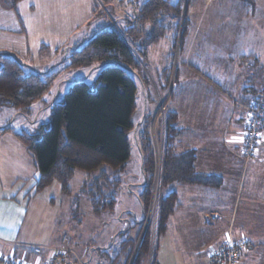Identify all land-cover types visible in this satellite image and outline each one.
Listing matches in <instances>:
<instances>
[{
    "label": "crops",
    "instance_id": "obj_1",
    "mask_svg": "<svg viewBox=\"0 0 264 264\" xmlns=\"http://www.w3.org/2000/svg\"><path fill=\"white\" fill-rule=\"evenodd\" d=\"M208 1L203 0L196 13L205 23L193 28L194 37L185 44L183 68L176 71L179 93L174 101L172 95L169 110L176 115L179 149L194 150L195 170L219 176L221 183L217 188L170 185L179 196V208L171 217L177 213L180 226H185L177 240L181 248L196 242L195 237L218 238V244L229 237L247 240L239 264L248 259L264 263V253L255 255L258 249L264 252V123L253 156L244 160L240 152L245 114L238 106L264 95V0ZM92 9L93 0H19L14 8L10 0H0V53L39 67L45 46L46 65L52 66L69 36L91 18ZM192 54L196 59L190 60ZM37 174L23 145L12 133L0 132V254L45 264L61 245L31 237L39 229L29 214L30 202L40 192L34 187ZM209 248L210 253L215 250ZM210 253L180 254L183 264H205L203 257L209 261Z\"/></svg>",
    "mask_w": 264,
    "mask_h": 264
},
{
    "label": "trees",
    "instance_id": "obj_2",
    "mask_svg": "<svg viewBox=\"0 0 264 264\" xmlns=\"http://www.w3.org/2000/svg\"><path fill=\"white\" fill-rule=\"evenodd\" d=\"M10 1L14 8L19 0ZM191 1L194 0H186V3ZM182 6L183 0L135 2L134 12L119 19L120 25L113 22L99 26L75 46L64 47L62 61L44 72L24 74L26 65L15 55L0 53V108H12L23 115H27L31 105L53 87L59 70L103 66L93 85L83 79L74 81L62 100L50 105L49 120L39 125L36 132H14L9 124L0 127V132L12 133L28 152L38 173L36 192L55 182L63 194H70L75 170L83 171L81 192L89 198L95 215L112 213L116 206L120 174L125 171L130 157L128 134L133 133L143 179L137 196L142 220L128 229L139 228L136 238H130L128 230H124V239L118 245L113 243L108 248L91 249L100 259L109 261L108 264H143L152 242L151 264H158L159 240L167 231L171 215L179 208L177 192H166L167 187L217 188L221 183L219 176L195 170L194 150L179 149L176 115L167 105L153 123L161 104L156 102L154 94L159 98L169 87L172 66L149 71V50L165 37L170 38L174 50L179 31V39L184 38L187 21L185 17L181 21ZM101 15L93 6L91 17ZM182 44L183 41L179 47ZM46 49L43 46L40 51ZM175 80L176 76L173 82ZM138 85L142 102L141 112L135 116ZM151 104L155 105L153 110ZM155 144L159 153L158 197L154 217H149L143 230L152 203L150 188L156 174ZM242 241L247 242L245 249L249 243Z\"/></svg>",
    "mask_w": 264,
    "mask_h": 264
},
{
    "label": "rangeland",
    "instance_id": "obj_3",
    "mask_svg": "<svg viewBox=\"0 0 264 264\" xmlns=\"http://www.w3.org/2000/svg\"><path fill=\"white\" fill-rule=\"evenodd\" d=\"M145 1L146 0H101V2L103 3L102 5L99 0H93V6L97 7L102 15L95 18L91 17L87 21L85 26L78 27L77 29H80V31L76 29L75 32H73L71 36H69L71 38L68 43L71 45L67 44L68 47L75 46L83 38L90 36L99 26H104L113 22L120 25V21H118L119 19L123 17H129L133 13V3L136 2L140 4ZM210 2L211 0L208 1V3ZM202 3L203 1L194 0L187 4L186 0H183L181 21L183 17L186 18V32L182 40L179 39V31L178 40L175 44L174 50H172V45L169 37H165L149 50V71H151L152 69L161 70L165 66H172L169 87L166 91H163L159 94V98L155 93V100L158 104L165 102L163 103V108L165 105L169 107L170 101L172 100L170 99L171 93H173V101L178 97L180 82L178 81L177 77L173 82L174 76H176L175 71L178 70V72H180L183 68L181 67V61L184 60L185 44L189 43V39H192L194 37L191 36V31L193 30V28H196L200 25L202 26V24L205 23V20L202 21V18L197 16L196 14L197 11L201 9V7H203ZM244 3H249V1H244ZM244 20L247 24L248 19L244 18ZM254 21L256 22V24L258 23L257 20ZM81 30L84 33L83 36L80 33ZM181 41H183V44L181 45V47H179V43ZM44 55V51L41 52L39 58V67L33 66L32 63L28 62L27 60L22 61V63L26 65L24 74H29L35 71H46L51 64L46 65L47 63H49V59ZM193 55L194 54H192V56L190 57V60L196 59ZM63 58V52H58L56 56V59L58 60H56L52 65L60 63ZM102 67L103 66L100 65H94L87 68L81 67L69 70H59L53 87L49 90V92L45 93L42 96L41 100L36 101L31 105L30 112L27 115L19 114L12 108L1 107L0 127L9 124L14 132H20L22 130L28 131L30 133L36 132L39 125L46 123L49 120L50 105L56 104L60 100H62L74 81L83 79L87 84L93 85V82ZM152 91L154 93L153 88ZM141 102L142 96L141 89L139 88L137 91L138 108L135 116L140 114L141 112ZM163 108L161 109V113L163 111ZM128 138L130 145V157L126 164L125 171L120 174L121 185L117 192L116 206L112 213H103L100 215H95L92 213L89 198L81 192V184L85 173L78 169L75 170L74 176L70 183V194H63L60 191V187L58 189L59 184L53 182L51 183L53 187L50 186L48 189H46V192L44 191L43 193H41L42 191H40L39 193H36V198L30 202V217L35 219V222L37 223V226L35 228H39L34 235H31V237L33 239L40 238V240L43 242H45V240H50V243H55L57 245L59 244V246H62V237L64 235H67L70 240V247L73 249L74 254H76V256L78 257V259H76L74 255L70 254L67 255L70 257H68L64 261H59L57 264H108L109 261H107L106 259H100L96 252L91 249L108 248L113 243L115 245H118L121 240L124 239L125 234L123 233V231L128 230L130 226H134L135 222H140L142 220V213L137 198L138 194L141 191V183L143 180L140 168V157L137 146L135 144L133 133H129ZM157 145L159 147V142L157 143ZM158 149H161V145ZM155 153L156 159H158L157 149H155ZM256 183L257 186H260V181H257ZM28 190L29 187L26 191ZM171 190L172 187L169 186L166 192H170ZM31 194L32 192L30 193V195ZM157 197L158 190L155 195L153 205L152 203H150V210L145 217L143 230L147 226L149 217H154ZM32 218H30L29 223H31ZM171 218V221L169 220L170 222L168 223V230L165 235L160 238L157 247L156 257L158 264H183L185 259L183 256H181L180 253H187L188 255L186 256H190L191 254H194L196 252H201V254L203 255L207 251L210 253V246L212 247L211 249L216 250L224 243V240H221L218 244L216 242L218 238L215 241L214 238L210 236L195 237L196 242H190L188 244V248H185L184 244H181L183 247L181 248V242L178 243L177 240L179 239V231H182L185 226H180L177 213ZM202 229L205 231H210L209 228L204 227ZM138 231L139 228L128 230L127 234L130 236V238H136ZM261 232H264L262 228ZM140 238L141 236H139V239ZM137 245L135 248H137ZM261 247L264 248V244H262ZM43 252L45 251L43 250ZM152 252L153 242L151 245L150 254L145 258L143 264H151ZM261 253H264L263 250L258 249L257 254L255 255L260 256ZM242 256H244V254H242ZM205 257L206 256L203 257L204 263L209 264L210 260L208 261V258L205 259ZM48 259H46L45 264L48 263ZM131 260L132 258L129 260V262ZM26 263L32 264L30 261H27ZM247 264L264 263H262L259 259H248Z\"/></svg>",
    "mask_w": 264,
    "mask_h": 264
},
{
    "label": "built area",
    "instance_id": "obj_4",
    "mask_svg": "<svg viewBox=\"0 0 264 264\" xmlns=\"http://www.w3.org/2000/svg\"><path fill=\"white\" fill-rule=\"evenodd\" d=\"M238 106L245 114L244 119V132L242 137V146H241V156L244 160H249L256 149L257 144L261 140V125L264 123V95L256 97L252 102L248 104H239ZM163 106L158 108L157 113L154 117L153 123L158 115L161 114V109ZM164 109V108H163ZM155 149H157L155 144ZM158 159H156V174L154 182L150 188L151 196H152V205L155 198V195L158 190L159 184V153L157 150ZM62 246L53 250V253L48 259L47 264H57L59 261H63L70 256L74 255L76 259L77 256L69 247V240L64 235L62 237ZM246 241H238L234 242L231 238L227 239L220 247L216 250L212 251L209 256L210 264H238L239 261V253L245 247ZM0 264H28L23 261L13 260L12 258H8L2 256L0 254Z\"/></svg>",
    "mask_w": 264,
    "mask_h": 264
},
{
    "label": "water",
    "instance_id": "obj_5",
    "mask_svg": "<svg viewBox=\"0 0 264 264\" xmlns=\"http://www.w3.org/2000/svg\"><path fill=\"white\" fill-rule=\"evenodd\" d=\"M163 103H165V102H162V103L159 105V110H160V108L163 106Z\"/></svg>",
    "mask_w": 264,
    "mask_h": 264
},
{
    "label": "snow or ice",
    "instance_id": "obj_6",
    "mask_svg": "<svg viewBox=\"0 0 264 264\" xmlns=\"http://www.w3.org/2000/svg\"><path fill=\"white\" fill-rule=\"evenodd\" d=\"M229 239H230V237H229Z\"/></svg>",
    "mask_w": 264,
    "mask_h": 264
}]
</instances>
